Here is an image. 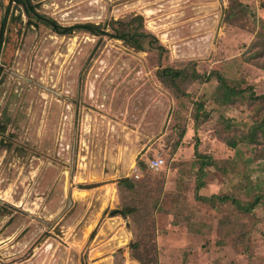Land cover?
<instances>
[{
    "label": "rangeland",
    "instance_id": "374dc122",
    "mask_svg": "<svg viewBox=\"0 0 264 264\" xmlns=\"http://www.w3.org/2000/svg\"><path fill=\"white\" fill-rule=\"evenodd\" d=\"M0 45V264H264V0H0Z\"/></svg>",
    "mask_w": 264,
    "mask_h": 264
},
{
    "label": "trees",
    "instance_id": "16d2710c",
    "mask_svg": "<svg viewBox=\"0 0 264 264\" xmlns=\"http://www.w3.org/2000/svg\"><path fill=\"white\" fill-rule=\"evenodd\" d=\"M11 1L17 2V3H21L23 1L29 2V0H11ZM134 20L135 21L141 20L140 22L143 23L142 22L143 18L141 16L135 17ZM47 21L50 25H52L53 29L59 34H71L75 30H85V31H88L94 35H101V36L108 35L112 38L124 40L126 43L130 44L131 46H133L139 50L145 49V42L143 41V39L150 38L151 40L148 42L149 44H152L153 43L152 41H158V39L154 35H152L150 33H146V32H141V31L120 30L118 27H114L115 32L109 33L106 30H102L100 25L93 24V23H79V24H75L72 26H60L59 24H57L53 20H47ZM3 22L5 24V22H6L5 19ZM157 47H159L160 50L163 49L162 45H159ZM0 72H1V70H0ZM214 73L210 72L208 74H201L200 72L195 70L194 74L189 76L187 70H185V69L164 68L163 70L160 71L159 76L164 81H166L169 78V81H172V82L176 81L179 78H183V79L192 78L195 80H201L203 82H209L214 77H216L224 85H227L226 77L222 76L218 72H216L218 75H215ZM140 163L141 162L139 161L138 165H141ZM203 163L205 164V162H203ZM257 202H259V200H255L252 203V205H256Z\"/></svg>",
    "mask_w": 264,
    "mask_h": 264
},
{
    "label": "built area",
    "instance_id": "2783aa9c",
    "mask_svg": "<svg viewBox=\"0 0 264 264\" xmlns=\"http://www.w3.org/2000/svg\"><path fill=\"white\" fill-rule=\"evenodd\" d=\"M161 162L162 160H153L149 165L152 167V168H158L160 165H161Z\"/></svg>",
    "mask_w": 264,
    "mask_h": 264
},
{
    "label": "flooded vegetation",
    "instance_id": "af4514ba",
    "mask_svg": "<svg viewBox=\"0 0 264 264\" xmlns=\"http://www.w3.org/2000/svg\"><path fill=\"white\" fill-rule=\"evenodd\" d=\"M3 26H4V22H3ZM3 26H2V27H3ZM0 50H1V45H0Z\"/></svg>",
    "mask_w": 264,
    "mask_h": 264
}]
</instances>
